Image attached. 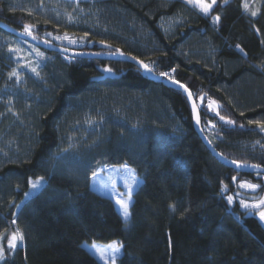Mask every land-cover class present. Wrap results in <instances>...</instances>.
Returning a JSON list of instances; mask_svg holds the SVG:
<instances>
[{"label": "trees", "instance_id": "1", "mask_svg": "<svg viewBox=\"0 0 264 264\" xmlns=\"http://www.w3.org/2000/svg\"><path fill=\"white\" fill-rule=\"evenodd\" d=\"M258 1L217 0L205 16L185 0H79L90 12L86 25L82 18L65 27L22 9L20 0H0V22L22 32L28 25L32 36L76 51L128 54L168 73L192 93L201 128L220 154L264 168V131L249 123H264ZM0 36L30 43L1 27ZM32 45L44 54L42 80L26 72L24 93L8 77L9 51L0 49V244L7 248L17 228L24 236L0 264H102L82 242L112 240L122 249L116 264H264V221L227 199L240 180L258 183L260 196L263 174L237 172L210 153L181 91L128 60ZM5 102L19 114L7 130ZM87 121L93 130L78 131ZM122 163L140 178L127 221L112 198L90 186L99 166ZM30 178H43V187L30 189Z\"/></svg>", "mask_w": 264, "mask_h": 264}, {"label": "rangeland", "instance_id": "2", "mask_svg": "<svg viewBox=\"0 0 264 264\" xmlns=\"http://www.w3.org/2000/svg\"><path fill=\"white\" fill-rule=\"evenodd\" d=\"M77 1L79 0H68L67 2H63L62 0H43L37 4V0H22V1L20 0V2L18 3V6L22 7V9L27 10L34 15H39L41 18L52 19L54 23L57 25H62L65 27L76 26L78 25L77 23L79 19L82 20V18H83V21H80L79 23L86 25L87 16L90 14V12L89 10H85L84 6L82 8L81 5L77 3ZM204 2L211 3V0H204ZM260 7H264V0L258 1L255 4L254 9L258 10ZM164 21L165 23H167V21H171V20L165 19L163 20V22ZM65 36L67 37V39H65ZM52 37L59 39L58 35H53ZM61 37L65 40L74 41L72 39H69L68 35L66 34L62 35ZM1 48L2 49L5 48V50H8L12 57L11 59H12L13 64L10 68L8 77L11 80H13V83H15V88L18 91L20 90V93H24L23 79L24 77H26V72L31 74L32 75L31 77L34 78L35 80L37 81L42 80V74H40V72H37V70L39 69L41 59L44 57V54L39 50V48H37L36 46L30 43L23 42L21 40H18L12 37L0 36V49ZM33 69H35V71H33ZM13 73H15V75H13ZM6 102L3 105H7L8 107L4 108L5 111L2 117L3 119L5 118V121H6V118H8L7 120L9 121L6 122V125L3 128V130L9 129V126L11 125V123H14L15 121L19 119V114L16 111L14 102H10L9 104H6ZM207 104L209 106L210 101H208ZM211 108L215 110V105L212 104ZM93 125L94 124H92L91 121H87V123L84 122L81 125H78L79 128L77 130L81 131L83 129L84 132L87 133L89 131L90 133V131H92L94 128ZM123 164L125 163L114 164V165H101L95 170L96 172L99 173L98 177L93 178L91 175V178H90V186L94 190L112 198L122 218H123L121 214L122 210L120 208V205L117 204L116 201L117 199L123 198L126 200L128 198V189L125 188V180L127 179L129 183H132V181L127 177L124 169L121 168V165ZM128 167L131 168L129 165ZM135 177H136V182L133 184V188L131 192V200H130L129 205L131 204L132 199H133L132 193L140 182V178L136 175ZM262 177H263V182H264V175H262ZM104 182H107L109 184L108 189H104L100 187L101 183H104ZM241 182H249V181L240 180L236 183L238 191L234 194V196H232L233 199H235L236 201L240 202V200H245L246 202L255 203V202H258V200L261 197H264V190L260 196H257L255 194L257 189L253 191L250 189L238 187V185ZM250 183L259 185L258 183H254V182H250ZM113 186H114V191L111 190ZM121 194L123 195L121 196ZM241 194L245 196L240 197L239 195ZM11 234L12 233H10L8 236H11ZM2 235L3 233H0V239ZM112 241H116V240H112ZM112 241L105 242V243H101V242H95V243L100 247H104L107 244L111 243ZM82 244L84 247L85 245H88V247H85V248L89 251V247L93 244V242L83 241ZM118 245L121 246L119 243ZM121 251L122 249L120 250V253ZM89 252L93 254L102 264H105V260L101 259L98 253H94V250L89 251ZM120 253L117 254L116 258L120 255ZM107 264H112L110 253L107 257ZM115 264H116V260H115Z\"/></svg>", "mask_w": 264, "mask_h": 264}, {"label": "snow or ice", "instance_id": "3", "mask_svg": "<svg viewBox=\"0 0 264 264\" xmlns=\"http://www.w3.org/2000/svg\"><path fill=\"white\" fill-rule=\"evenodd\" d=\"M186 3L190 4L193 8H197L199 9L200 12H202L205 16L210 14V11L213 9L214 5L217 4V0H211V3H205L204 0H185ZM224 4H227L229 2V0H223ZM243 8L245 11L249 10V5L247 2L243 3ZM252 16H256L257 12L256 11H252L251 12ZM220 20V17L214 16L212 18V22L213 24H216L218 21ZM25 28V32H27L29 35H31V31L28 25L24 26ZM35 38V37H33ZM65 39H67V37L65 36ZM240 46L237 45V48H239ZM243 52V49H240ZM117 52H119V49H117ZM133 60H135L136 58L133 57ZM138 64H140V66L146 71V72H154V69L149 65V64H145L142 61H137ZM33 71H35V69H33ZM104 71L106 72H111V69H104ZM174 71V70H173ZM13 75H15V73H13ZM161 76H167L168 73H160ZM173 83H177L179 84L178 81L173 80ZM179 86L181 88H184V91L188 93L189 99H192V93L189 92V90L183 85V84H179ZM215 101H211L209 107L211 108V105L214 104ZM193 111L195 113L196 109H195V104H193ZM219 114V113H217ZM221 120H224L225 117L221 116L220 117ZM197 122L198 118H197ZM227 123L231 124L233 123V121L231 120H227ZM250 124L255 123L258 125V127L260 128L261 131H264V123H262L261 121H249ZM233 164L236 165L237 168H241V167H249V165H247L246 163L244 164H240L237 161H232ZM251 167L253 168H258L259 165H251ZM121 168L124 169L127 177L132 181V183H129L128 180H125V188L128 189V198L125 200L123 198L121 199H117L116 203L120 205V208L122 210L121 214L124 218L125 221L128 220L129 218V203L131 200V192H132V188H133V184L136 182V177L134 175V170L129 168L127 164H123L121 165ZM99 173L96 171L92 172V177L96 178L98 177ZM233 182H235L237 180L236 177H233ZM29 186L30 189L32 190H38L41 187H43V178H37L35 181H33L31 178L29 179ZM101 188L104 189H108L109 184L107 182L101 183L100 185ZM238 187L240 188H245V189H250L255 191L258 187H260L257 184H253L250 182H241ZM112 191H114V186L111 189ZM227 190V186L223 185L222 183V187H221V191H226ZM32 193H25V196H29ZM123 194H121L122 196ZM228 203L232 204L233 203V197L232 196H228ZM240 205L242 208L246 209V210H255L256 214L259 216V218L264 221V197H261L258 202L255 203H250V202H246L245 200H240ZM170 208L175 211V205H170ZM13 224L16 223L15 220L12 221ZM24 240V236L22 234V232L20 231L19 228H17L12 234L11 236L7 237V248H5L2 244H0V260H3L5 257V253L7 252H11L14 251L17 247H19ZM171 245V242H170ZM85 247H88V245H85ZM94 253H98L101 259L105 260V264H107V257L109 255V253L111 254V261L112 264H115V260H116V256L117 254L120 253L121 250V246L118 245L117 241H112L111 243L107 244L104 247H100L98 246L95 242H93V244L89 247V251H93Z\"/></svg>", "mask_w": 264, "mask_h": 264}, {"label": "water", "instance_id": "4", "mask_svg": "<svg viewBox=\"0 0 264 264\" xmlns=\"http://www.w3.org/2000/svg\"><path fill=\"white\" fill-rule=\"evenodd\" d=\"M0 27L5 30L6 32L12 33L18 37H21L27 41H29L32 44H35L39 47L45 48V49H49V50H54V51H59L61 53L67 54V55H71V56H93V57H104V58H108V59H121V60H128L131 61L132 63H134L135 65H137V67L141 70L142 73H144L149 79L153 80V81H159L161 83H163L165 86L177 89L179 91L182 92V94L184 95V97L186 98L188 105L190 107L191 110V117H192V123H193V127L197 133V135L200 137V139L202 140V142L205 144V146L207 147V149L210 151V153L221 163L233 168L235 171L237 172H254V173H261L264 175V168L262 167H258V168H253L251 167V164H247L249 165V167H241V168H237L235 164L232 163V160L228 159L227 157L223 156L222 154H220L215 148L214 146L211 144V142L209 141V139L206 137V135L204 134L201 125H200V117H199V112H198V106L195 103L193 96L192 99H189L188 93L184 91V88H181L179 86V84L177 83H173L174 79H171L167 76H161L159 74H156L154 72H146L141 66L140 64L137 63V61H141L139 59H135L133 60V56H130L128 54H124V53H113V54H100V53H93V52H86V51H76L73 49H69L57 44H53V43H49L43 40H40L38 38H33L34 36L29 35L25 32L19 31L15 28H12L6 24H4L3 22H0ZM176 81V80H175ZM188 89V88H187ZM189 90V89H188ZM190 92V90H189ZM193 104H195V113L193 111ZM197 118L198 121L197 122ZM242 164V163H240ZM237 177V176H235Z\"/></svg>", "mask_w": 264, "mask_h": 264}]
</instances>
